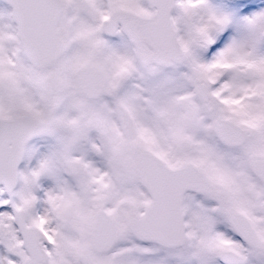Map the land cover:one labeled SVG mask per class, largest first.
Returning a JSON list of instances; mask_svg holds the SVG:
<instances>
[{
	"label": "rangeland",
	"instance_id": "rangeland-1",
	"mask_svg": "<svg viewBox=\"0 0 264 264\" xmlns=\"http://www.w3.org/2000/svg\"><path fill=\"white\" fill-rule=\"evenodd\" d=\"M67 1L65 19L77 17L73 27L86 38V45L71 55L73 68L86 63L97 46L93 33L103 17L126 7L141 14L155 13L146 0H97L92 3L96 7L93 14H85L81 5L78 8L73 0ZM172 16L182 52L169 67L152 62L143 65L128 45L124 55L110 65L130 76L125 137L154 147L173 164L186 160L184 140H190L193 150L187 153L189 158L202 160L211 177L221 175L224 198L197 200L188 196L185 210H194L187 220L188 237L182 247L142 242L134 235L131 222L145 210L150 198L138 175L127 173L119 165L117 151L126 138L108 142L105 168L95 172L104 180L92 186L86 184L92 178L69 173L65 158L78 155L85 163L90 152L100 147L90 145L84 132L65 142L41 133L29 145L17 187L11 193L0 188V264L1 255L6 264H22L28 257L14 223L13 208L25 209L26 222L42 229L49 255L44 264H89L87 258L91 264H223L219 255L225 248L237 251L243 259L241 264H264V251L250 248L238 238L226 212L231 206L245 210L264 240L261 184L249 173L244 154L225 147L213 129L218 115L238 121L248 132L246 149L264 152V52L260 51L264 49V0H177ZM14 27L10 7L0 0V117L19 112L41 116L50 103L38 88L33 67L22 58ZM228 28L234 29L227 41L230 50L212 52L228 36ZM120 37L123 34L116 38ZM197 78L208 85L209 102L200 98ZM168 88L171 97L166 93ZM80 95L78 89L71 94L72 108ZM180 95L184 98L179 99ZM156 98L157 104L151 103ZM86 106L70 111V117L79 120ZM166 110L171 115L172 133L159 117ZM36 147H40L39 159L29 168ZM100 209L108 211L121 229L115 247L103 254L93 251L90 238Z\"/></svg>",
	"mask_w": 264,
	"mask_h": 264
},
{
	"label": "water",
	"instance_id": "water-1",
	"mask_svg": "<svg viewBox=\"0 0 264 264\" xmlns=\"http://www.w3.org/2000/svg\"><path fill=\"white\" fill-rule=\"evenodd\" d=\"M6 1L13 8L23 47L30 61L36 66H43L49 61L55 60L63 51L62 43L55 31V24L60 12V0ZM148 2L156 7L157 13L152 17L136 15L135 21L141 28L142 33L145 34L144 37L153 47L156 60L163 63L178 57L180 54L175 27L171 19V10L175 0H148ZM117 20L115 17L107 19L105 20V26L111 28L115 26ZM82 71L79 72V76L82 77L81 88L83 91L88 92L89 84L84 81L86 74H83ZM40 84L43 88L46 87L43 80H40ZM201 94L203 98L206 97L205 90L202 88ZM33 122L22 117L14 120H0V184H4L8 191H11L17 184L16 174L22 159L23 148L25 143L33 136L36 127ZM221 126L222 122L217 121V133L223 139L229 140L228 138L231 137L228 133L222 130L218 131V127L220 129ZM27 128L29 130H26ZM123 153H121V162L127 167H137L146 176L145 185L151 192L154 191L150 178L151 171L143 167L155 166L163 175H169L172 178L171 188L174 194L169 209L166 211L157 200L147 209L145 216L137 218L133 222L135 233L142 239L156 241L165 246L175 247L181 245L185 239L181 209L182 194L188 188L200 189L208 193L212 189L211 184L203 178L198 181L193 178L185 179L184 169H165V166L147 151L132 148L129 154ZM253 166L262 176L263 171L259 163L253 162ZM162 207L164 208V216H159L156 212L163 210ZM14 215L16 224L23 235L24 245L32 255V258L28 259L25 264L44 262L45 254L38 242L40 239L38 230L25 224V212L23 210L16 209ZM230 219L248 243L263 247V243L255 235L251 224L240 213L231 212ZM118 234L119 231L111 217L104 212L100 213L97 216L92 233L94 249L100 252L109 250L115 243ZM222 258L231 264L240 262L239 257L230 251H224Z\"/></svg>",
	"mask_w": 264,
	"mask_h": 264
},
{
	"label": "flooded vegetation",
	"instance_id": "flooded-vegetation-1",
	"mask_svg": "<svg viewBox=\"0 0 264 264\" xmlns=\"http://www.w3.org/2000/svg\"><path fill=\"white\" fill-rule=\"evenodd\" d=\"M73 2L78 8L79 5H81L83 13L85 14H93L95 12L96 7L93 6L92 3H98L97 0H73ZM61 3L62 11L60 14L59 21L57 23V32L66 47V51L64 52V54L68 55L67 60L65 62H62V57H60L54 62L48 64L47 66H44L40 70L32 66L33 71L35 73V81L38 85V88L46 95L47 104L50 103V106L48 105V107L41 114V116H33L30 114L19 112L12 113L7 117L27 116L39 120L42 125L38 129L37 134L34 136V138H36L41 133H49L53 135V137H56L59 142H65L72 141L78 134L82 136L84 132V137H87L90 145L94 143L95 145H98L100 147V150H92L90 152L87 157V162L85 163V169L80 159L81 157L78 155H74V157H77L78 160H80V172L75 177H78L79 175H81V172H83V170H86L85 178H88L93 177V172L99 173L104 170L105 164L107 163L105 155V151L107 150H105V148L108 146V142H110L112 139H120L121 137L129 138L125 137L127 127L125 111L128 109L126 107L128 101V94L126 91L128 89L127 83L130 79V76L128 72L118 70L114 67L112 69L110 65L113 61H116L118 57L124 55L125 45H128V48L130 49L132 48L134 54L137 55H139L141 50L145 51L147 57L149 55L146 50L148 51L149 49H147V43L143 39H141V33L138 28L134 31L136 38L133 39L120 24L118 25V32L115 36L108 35L104 31L103 25L99 24V26L93 33V43H96V45H99V43L103 44V49L99 52V48L97 46H94V49L91 50V55L88 58L87 62L80 65L79 67L73 68L72 64L74 62V59L71 57V55L76 50H78L80 45H86V43H84L86 38L83 37V34L79 33L76 27H73V22L77 17L73 16L71 18L72 21L71 19L68 21L64 17L65 11L68 10V7L66 5L68 1L61 0ZM85 4L87 5L86 9ZM121 12L123 11L117 9L114 11V14L121 15ZM119 32L123 34V37L116 38ZM20 51L22 53V58L28 61L23 54L22 48ZM83 66H99L103 68L105 71L106 78L105 87L103 92L96 98L88 97L81 93L77 104L75 106L73 105L74 108H72V105H70L71 94H73L75 90H79L77 70ZM39 75L48 77L46 80V86L48 89L47 91L43 90L40 87L38 82ZM132 93L135 95L136 91H133ZM166 93H168L169 97H171L170 95L172 94V91L169 88L167 89ZM128 96L131 98L130 95ZM179 97H183V95H180ZM137 98L139 100H142V97L140 96H138ZM155 101L156 99H153L151 100V103H155ZM85 105H87V111L80 113L79 120L75 119L74 117H70V111H75L76 109L84 107ZM90 105L94 106V108L91 109ZM66 111L68 112L66 113ZM236 122L239 123L238 121ZM169 131L173 132V128L170 127ZM223 145L225 147H228L229 149L239 151L244 154V163L246 164L249 173L254 177L257 182L261 184L262 191L260 197V204L264 213V181L260 180L253 173L250 165V159L253 154H263L264 152H261L255 149L254 147L246 149L248 145V139L240 146H231L225 144ZM37 149L38 150H35L34 156L38 158L40 155V147H37ZM187 153H192V150L185 152L187 157L183 164L192 162L193 164L201 168V170H204L202 160H200L199 158H189V155ZM167 160L171 165H175L173 164L172 159L168 158ZM35 163L36 162L33 160L31 163L32 165L29 166V168H33V164ZM87 168H91V171H89ZM131 171L136 172L134 169H132ZM96 179H98V176L96 177ZM211 180L213 182L214 187L217 190H221L222 193L220 196L217 195L216 192L207 196L221 201L224 198V192L220 188V186L223 187L220 183L221 175H219V177L217 176L216 178L212 177ZM190 194L197 197V200L201 199L202 197H206V195H202L196 192H188L185 194V197H188ZM193 210V207L190 208L189 211L187 210L186 216H190L193 213Z\"/></svg>",
	"mask_w": 264,
	"mask_h": 264
},
{
	"label": "bare ground",
	"instance_id": "bare-ground-1",
	"mask_svg": "<svg viewBox=\"0 0 264 264\" xmlns=\"http://www.w3.org/2000/svg\"><path fill=\"white\" fill-rule=\"evenodd\" d=\"M233 33H234V29L233 28H228L227 29V35L228 36L226 38H222L223 41L219 42V44L214 47L212 52L227 53L230 50V47H231V45L229 43H227V41L229 40V38L231 37V35ZM260 51H262V53H263L264 49L261 48ZM238 52H240V51L238 50ZM233 55L234 56H232V57H236V56H239L240 53L233 54ZM41 208H42V205H41ZM1 260H2V264H6L5 258L2 255H1Z\"/></svg>",
	"mask_w": 264,
	"mask_h": 264
}]
</instances>
